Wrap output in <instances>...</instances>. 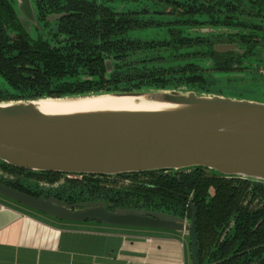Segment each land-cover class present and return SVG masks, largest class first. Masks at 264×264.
Masks as SVG:
<instances>
[{"label": "trees", "instance_id": "16d2710c", "mask_svg": "<svg viewBox=\"0 0 264 264\" xmlns=\"http://www.w3.org/2000/svg\"><path fill=\"white\" fill-rule=\"evenodd\" d=\"M31 1L44 30L48 14H65L56 23L62 44L43 40L37 31L36 38H30L12 2L0 0V101L148 89L221 93L220 75L242 74L256 84L264 79L255 72L264 68L257 50L264 42V0ZM201 28L222 31L203 34ZM8 31L22 35L16 44L9 43ZM222 40L241 42L244 54L216 53L213 45ZM105 59L113 65L106 77ZM189 171L192 174L171 179V185L155 177L146 185L123 189L90 182L70 183L61 191L77 192L81 202L102 201L111 210L136 208L180 217L182 210L172 203L184 201L161 187L186 197L193 191L200 264H264V198L253 209L251 201L242 206L249 185L253 198L264 192V183L212 175L201 168ZM232 220V231L219 243Z\"/></svg>", "mask_w": 264, "mask_h": 264}, {"label": "water", "instance_id": "95a60500", "mask_svg": "<svg viewBox=\"0 0 264 264\" xmlns=\"http://www.w3.org/2000/svg\"><path fill=\"white\" fill-rule=\"evenodd\" d=\"M16 2L23 25L36 24L30 0ZM234 48L220 44L215 51ZM228 77L231 83L221 93L148 89L0 101V164L72 177L201 168L212 175L264 183V84L242 74L220 75L224 83ZM92 96L145 97L169 106L46 114L36 105L43 99ZM0 199L61 224L177 233L186 239L191 264H200L194 205L189 219L136 208L111 210L97 200L71 204L53 196L34 197L1 181Z\"/></svg>", "mask_w": 264, "mask_h": 264}, {"label": "crops", "instance_id": "0c3cea01", "mask_svg": "<svg viewBox=\"0 0 264 264\" xmlns=\"http://www.w3.org/2000/svg\"><path fill=\"white\" fill-rule=\"evenodd\" d=\"M0 264H191V261L186 239L177 233L48 222L0 201Z\"/></svg>", "mask_w": 264, "mask_h": 264}, {"label": "flooded vegetation", "instance_id": "af4514ba", "mask_svg": "<svg viewBox=\"0 0 264 264\" xmlns=\"http://www.w3.org/2000/svg\"><path fill=\"white\" fill-rule=\"evenodd\" d=\"M12 2V5L15 9V14L16 17L22 27V29L24 30L23 32H25L27 35L30 36V38L35 39L36 38V31L38 33H42V39L44 40H51L49 42H53L54 45L58 46L62 43L61 40L63 39V34L58 33V27H57V21L65 16L64 13L61 14H56V13H52V14H48L47 18H46V23H47V29L44 30L43 28V23L42 21H39L35 10H34V6L31 2V7L32 10L35 14V18H36V24H32L30 23L29 25L24 26L22 21L19 18V10H18V5L16 0H10ZM54 26L53 29H51L50 27ZM29 27H32V31ZM45 27V26H44ZM46 28V27H45ZM50 30V35H48L46 32H49ZM216 31H222V30H214L213 32ZM8 38H9V43L10 44H16L18 42V38H20L21 36H19L16 32L14 31H8ZM203 34H209V33H204L201 32ZM47 38V39H46ZM264 43V42H263ZM261 43V46L258 47V56L260 57L259 59L262 60L264 59V44ZM220 44H229V45H235V48L233 49V51H228V52H224V53H218L215 51V46L220 45ZM213 49L216 53L218 54H226V53H234V54H239V55H243L244 54V48H242V44L241 42H227L226 41H219V42H215L213 45ZM104 68H105V77L106 74H109L113 71V65L112 62L109 59H105L104 60ZM33 69V68H32ZM238 72V71H237ZM257 75L260 76H264V68H258L256 67V71ZM1 78V76H0ZM1 80H3L1 78ZM2 84H0V87ZM1 91V89H0ZM1 94L3 92H0ZM0 94V96H2ZM182 172V173H180ZM135 174V175H134ZM134 174H130V175H123V176H106V175H78L76 176L77 178L74 179H68L66 178L63 174L60 173H33L30 171H25V170H13L11 168H8L6 170H4L1 167L0 164V180L2 182H8L11 185L15 186L16 189H22L23 192L28 193L34 197H49V196H53L56 198H61V199H66L69 201V203L73 204V203H80L82 200V198L80 196H78L77 192L71 195L68 194H62V189H64L65 186L69 185L70 183L73 184H80V185H86L87 183H98L100 185H104L107 188H117V189H123V188H128V187H132L134 184H147L148 181H150L151 179L155 178V177H162L164 178V180L166 181L165 185H167V181L168 183L171 185V183H173V180L171 179H177L179 180L180 177L185 176V175H190L192 174L191 171L189 170H184V171H179V172H171V171H158L155 172L153 174H142V173H134ZM161 187V186H160ZM164 189V191H166L165 193L168 195H174L177 198H179L180 200L184 201L183 205H178V202H173L170 201L173 205L172 206H176V208L178 210H182V214H183V218H187L189 219L192 215V206L194 205L192 203V195H193V191L188 195V197L184 196V195H179V194H175L172 192V190L170 191L169 188H167L166 186L161 187ZM252 188L253 185H249L248 190H247V195L243 196L242 198V206H247L249 205L250 201H251V205L250 208H255L258 206V203L261 199V197L264 198V192H262L259 196V194H257L256 197L252 198ZM212 193V191H211ZM195 206V205H194ZM196 207V206H195ZM197 209V208H196ZM197 217V215H196ZM234 227V221H230L228 227L225 228V230L222 232V234L220 235L219 238V243H223L226 239V237L228 236V234L232 231Z\"/></svg>", "mask_w": 264, "mask_h": 264}, {"label": "bare ground", "instance_id": "6f19581e", "mask_svg": "<svg viewBox=\"0 0 264 264\" xmlns=\"http://www.w3.org/2000/svg\"><path fill=\"white\" fill-rule=\"evenodd\" d=\"M46 114H62L96 110H157L169 105L147 100L145 97H88L80 99H43L36 101Z\"/></svg>", "mask_w": 264, "mask_h": 264}, {"label": "rangeland", "instance_id": "374dc122", "mask_svg": "<svg viewBox=\"0 0 264 264\" xmlns=\"http://www.w3.org/2000/svg\"><path fill=\"white\" fill-rule=\"evenodd\" d=\"M30 29H31V31H32V27H29ZM51 29H53L54 28V26H51L50 27ZM48 30V29H47ZM223 39H225V37L223 38ZM222 41H224L225 42V40H222ZM227 43V42H226ZM233 74H235V73H233ZM262 81V84H264V79L263 80H261ZM243 82V81H242ZM231 82H228V84H227V81L224 83H222V88L223 87H225V86H229V84H230ZM234 83L236 84V86H240L242 83H240V84H238L236 81H234ZM0 84H2V80H1V78H0ZM0 201L1 202H3V203H6V204H9L10 202H8V201H4V200H2V199H0ZM8 202V203H7ZM10 204H12V203H10ZM15 205V204H14ZM15 206H17V205H15ZM19 209H22V210H24V211H26L27 209H23V208H21V207H19V206H17ZM29 211V212H28ZM27 213H29V214H32V215H34V216H37V217H41V218H43V219H45L46 221H50V222H52L50 219H48V218H46V217H44V216H40V215H38V213H35V212H33V211H30V210H27L26 211ZM67 226V225H66ZM104 229H106V228H104ZM111 230H115V229H111ZM123 231H126V230H123ZM129 232H131V231H129ZM137 233H148V232H137Z\"/></svg>", "mask_w": 264, "mask_h": 264}, {"label": "built area", "instance_id": "2783aa9c", "mask_svg": "<svg viewBox=\"0 0 264 264\" xmlns=\"http://www.w3.org/2000/svg\"><path fill=\"white\" fill-rule=\"evenodd\" d=\"M66 178L68 179H74V178H77V177H72V176H69V175H65Z\"/></svg>", "mask_w": 264, "mask_h": 264}]
</instances>
